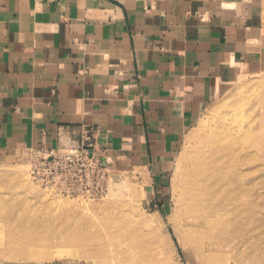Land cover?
<instances>
[{
    "label": "crops",
    "instance_id": "obj_1",
    "mask_svg": "<svg viewBox=\"0 0 264 264\" xmlns=\"http://www.w3.org/2000/svg\"><path fill=\"white\" fill-rule=\"evenodd\" d=\"M262 71L264 0H0V159L90 128L107 161L170 169L224 86Z\"/></svg>",
    "mask_w": 264,
    "mask_h": 264
},
{
    "label": "rangeland",
    "instance_id": "obj_2",
    "mask_svg": "<svg viewBox=\"0 0 264 264\" xmlns=\"http://www.w3.org/2000/svg\"><path fill=\"white\" fill-rule=\"evenodd\" d=\"M260 91L264 94V71L244 73L224 86L186 133L167 170L148 165L123 169L110 157L104 175L88 177L44 169L39 163L42 154L29 150L0 159V211L20 212L18 217H0V264H264V236L257 238L261 230L264 233V160L252 163L257 172L243 184L226 182L221 188L225 183H219V177L205 182L207 202L215 203L213 213L219 214L235 193L233 197L250 203L253 216L247 223L228 220L194 239L174 232L187 157L202 145L198 141L216 125L222 108L247 95L254 108L263 106ZM94 147L106 158L104 149L96 143ZM28 210L40 224L23 226L34 221H27ZM226 226L232 231L223 235Z\"/></svg>",
    "mask_w": 264,
    "mask_h": 264
},
{
    "label": "bare ground",
    "instance_id": "obj_3",
    "mask_svg": "<svg viewBox=\"0 0 264 264\" xmlns=\"http://www.w3.org/2000/svg\"><path fill=\"white\" fill-rule=\"evenodd\" d=\"M260 101H262V99ZM252 102L253 100L247 95L239 102L235 103V105L229 108H222L221 112L217 115L216 125L212 129L206 130L201 136L202 139L200 137L201 141L198 142L202 145L194 151V155L189 154L187 157L186 161L189 162V168L183 176V183L180 191V209H178V213L176 212V226L174 227V232L177 236L194 239L205 232L209 233L215 230L218 228V224L221 225L228 220V223H236L242 226L244 222L247 223L246 221H248L251 215L253 216V213H250V203L240 200V198H236L235 196L233 197L235 193H230L232 194L231 200H228L224 205V209L220 204H217L219 205L218 208L220 206L222 208H219L221 210L219 214L213 213L215 203L211 204L210 201L209 203L207 202L206 194L209 187L206 188L205 186L206 180L211 177H219V183H225L221 188L226 186V182H229V184L233 186L235 182H241L242 180L243 184L245 181H249L247 179L249 175L257 172L256 169H252V163L256 161L260 163L263 162L264 105L254 108ZM244 186L248 188L246 184ZM219 193H221V191ZM219 195L218 197H220ZM222 199L223 198H221V200ZM212 201H214L213 197L211 202ZM4 215L18 217L20 216V212L14 211L8 214L5 213L4 210L0 211V217ZM26 217L27 221L31 219L34 221L25 222L23 226H27L29 223L34 222L35 224L41 223V221H38L36 218H32L34 216L31 210L26 212ZM230 228L231 226L224 227L221 231L222 234L226 235L229 231L231 233L232 229ZM17 230H19V228H17ZM62 230L63 229H61V231ZM234 230L236 231V229ZM237 231L235 233H237ZM262 234L264 236L263 230L260 231V236L258 235L259 237L257 238L263 237ZM115 238V235L110 236L113 247L115 245ZM193 245L197 247V244L194 243ZM121 246L122 242L119 244V247Z\"/></svg>",
    "mask_w": 264,
    "mask_h": 264
},
{
    "label": "built area",
    "instance_id": "obj_4",
    "mask_svg": "<svg viewBox=\"0 0 264 264\" xmlns=\"http://www.w3.org/2000/svg\"><path fill=\"white\" fill-rule=\"evenodd\" d=\"M95 139L90 128H82L78 137L70 142L61 143L55 148L42 147L31 150L42 154L40 166L44 169H54L55 171H73L78 174L104 175L107 160L100 157L95 151ZM70 168V169H69Z\"/></svg>",
    "mask_w": 264,
    "mask_h": 264
}]
</instances>
